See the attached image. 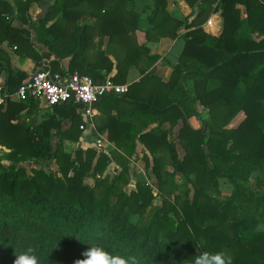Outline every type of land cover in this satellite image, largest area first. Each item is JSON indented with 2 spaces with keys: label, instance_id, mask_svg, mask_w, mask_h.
<instances>
[{
  "label": "trees",
  "instance_id": "16d2710c",
  "mask_svg": "<svg viewBox=\"0 0 264 264\" xmlns=\"http://www.w3.org/2000/svg\"><path fill=\"white\" fill-rule=\"evenodd\" d=\"M33 1L0 0V42L8 39L20 47L22 38L30 44L28 31L12 25L7 13L16 6L17 15L26 19L25 12ZM186 1L198 6L194 21L214 1L223 17V30L217 36L200 27L186 32L180 60L167 81L169 97L156 107L162 118L174 114L172 122L182 117L179 138L184 153L178 158L175 142L169 140L168 161L175 170L193 175V187L186 183L180 186L174 170L162 171L163 156H154L153 171L161 199L155 204L148 184L137 182L134 190L118 184L126 178L125 166L112 179L104 174L111 158L105 152L77 147L71 153L64 148L65 137H78V132L72 133L78 115L75 105L55 104L54 115L32 125L19 119L20 111L33 102L32 97L18 101L7 97L0 102V143L9 149L5 155L8 164L0 159V264H14L16 256L28 249L33 250L38 264H75L85 258L83 253L91 246L125 258L135 257L138 264H192L194 256L203 250L222 251L232 258V264H264V227L258 226L264 223V3ZM129 2L134 0H54L37 26L38 38L56 57L71 55L80 61L87 26L76 25L68 34L62 31V19L73 17L68 8L101 6L97 17L110 25L122 19L119 6ZM152 2L153 15L164 14L162 33L175 34L178 23L169 30L164 23L168 15L160 11L166 0ZM236 2L245 4V17L239 16ZM59 6L60 16L46 26ZM248 25L263 37L256 40L245 33ZM116 30L104 29L111 40ZM141 52H147L143 44L129 45L125 56L118 59L112 79L121 82L127 67L124 62L137 60ZM2 59L5 56L0 54V70L7 65ZM91 69L80 72L97 80L98 71ZM189 78L193 79L192 90ZM16 80L8 78V92L19 85ZM196 100L208 106L214 118L205 125L208 135L204 126L194 127L188 121L198 114ZM239 110L245 113L243 119L234 127H224ZM65 117L72 120L67 129L61 126ZM53 134L58 135L56 140ZM27 159L48 163L54 159L59 174L48 170L43 162L30 169L17 164ZM242 169L256 172L251 184L249 179L247 184L241 182ZM89 172L99 174L94 184L86 181ZM218 177L233 183L225 199L208 193V189L219 190ZM241 202L260 207V214L238 213L237 203ZM134 214L138 216L135 222L130 219Z\"/></svg>",
  "mask_w": 264,
  "mask_h": 264
},
{
  "label": "crops",
  "instance_id": "0c3cea01",
  "mask_svg": "<svg viewBox=\"0 0 264 264\" xmlns=\"http://www.w3.org/2000/svg\"><path fill=\"white\" fill-rule=\"evenodd\" d=\"M53 1L34 0L25 12L26 19L17 15L16 6H13L15 11L7 13L12 25L17 28H25L28 31L30 44L26 41L24 43L22 38L19 40L21 42L20 47L16 42H11L8 39H3L0 42V54L5 56V60H2L7 64L0 70V91L7 89L8 78L11 82L17 81L16 79L21 82L33 68L41 65L43 58L47 59V66L51 70L63 74L95 68L99 74L97 80L106 75L113 77L118 69V59L125 56L127 47L133 44H143L147 52H141L137 60L130 61L128 64L126 61L124 62L127 66L126 71L119 81L127 84L126 92L102 96L95 104L94 113L90 117L91 123L83 114L76 111L78 115L75 118V130L72 133L77 134L78 132V137L77 139L65 137L63 140L64 148L71 153L77 147H94L97 152L100 150L105 152L111 158L104 174L112 179L125 166L126 178L125 180H118V184L128 190H134L137 182L158 186V179L153 171V157L162 158L163 156L162 171L174 170L175 181L180 186L186 183L192 188L193 175L186 176L175 170L168 161L170 152L166 146L167 141L173 140L175 142L178 158H181L184 153L179 138V128L183 124L182 117H178L175 122H172L171 117L173 118L174 114L162 118L156 107L163 104L169 97L170 87L167 85V81L172 75L174 66L180 60L185 45L186 32L195 27H200L208 35L217 36L221 34L223 17L220 5L217 1L212 2L203 16L194 21L198 12L197 5L191 6L186 0H166L160 11H164L168 15L164 23L169 30L178 23L175 34L162 33V15L164 14L153 15L155 6H153L152 0H134V2H129L128 6H119L122 19L118 18L119 20L117 19L110 25H106L103 20H99L97 17L102 9L101 6H70L68 9L71 10L73 17L62 19V31L68 34L76 25L87 26L83 56H79L80 61H76L72 59L71 55L56 57L55 53L38 38L39 29L37 26ZM257 1L264 3V0ZM234 5L240 8L239 16L245 17V4L236 2ZM61 10V6H59L52 13L53 17L46 20L45 25H50L59 17ZM111 27L117 28L113 40L104 31L105 28L110 29ZM245 27V33L251 34L254 39L258 40L263 37L257 28L252 30V25ZM50 36L48 35V37ZM151 56H155V58L152 59ZM187 83L189 89L192 90L193 79L189 78ZM9 99L20 100L16 96H11ZM32 99L33 102H28L20 111V120L30 122L33 125L55 114L53 106L47 107L37 99ZM196 108L198 114L190 116L188 121L194 127L204 126V132L208 135L209 128L205 125L213 121L214 118L210 114L209 107L200 104L198 100H196ZM244 116V111L239 110L223 126L226 128L234 127ZM71 122V117L62 118V128L67 129ZM77 122L78 125H76ZM80 124L84 126L80 127ZM54 130L51 129L52 132H55ZM163 131L165 135L162 136ZM98 135H102L104 138L100 148H96L94 143ZM57 138L58 135H52V139L56 140ZM8 150L5 145L0 143L1 161L9 162L5 159ZM48 167L57 175L58 166L54 159H51ZM98 175L89 172L86 175V181L94 184ZM249 181L250 184L253 182L252 177H249ZM217 187L218 191L208 189V193L211 196L225 199L231 194L233 183L224 177H218ZM160 200V196H155L153 202L159 204Z\"/></svg>",
  "mask_w": 264,
  "mask_h": 264
},
{
  "label": "built area",
  "instance_id": "2783aa9c",
  "mask_svg": "<svg viewBox=\"0 0 264 264\" xmlns=\"http://www.w3.org/2000/svg\"><path fill=\"white\" fill-rule=\"evenodd\" d=\"M126 90L127 84L116 82L109 75L100 80H95L85 72L72 71L63 74L53 71L47 66V59L43 58L41 65L33 68L13 92L10 93L6 89L0 91V102H4L7 97L11 96H16L18 99L31 96L47 107L71 103L76 106V111L83 114L91 123L90 117L94 113L95 104L102 96L109 93L121 94ZM83 126L80 124V127ZM103 139L102 135L95 138L96 148L102 147ZM32 166L34 164H31L29 169ZM47 168L51 170L50 167ZM56 174L58 175L59 172L57 171ZM149 186L152 193L159 197L158 186L151 183Z\"/></svg>",
  "mask_w": 264,
  "mask_h": 264
},
{
  "label": "clouds",
  "instance_id": "9594fccd",
  "mask_svg": "<svg viewBox=\"0 0 264 264\" xmlns=\"http://www.w3.org/2000/svg\"><path fill=\"white\" fill-rule=\"evenodd\" d=\"M84 259H78L75 264H138L135 257H122L112 254L100 246H91L83 253ZM14 264H38V258L32 249L16 256ZM192 264H232V258L226 253L200 251L194 256Z\"/></svg>",
  "mask_w": 264,
  "mask_h": 264
},
{
  "label": "rangeland",
  "instance_id": "374dc122",
  "mask_svg": "<svg viewBox=\"0 0 264 264\" xmlns=\"http://www.w3.org/2000/svg\"><path fill=\"white\" fill-rule=\"evenodd\" d=\"M42 162H43V165L46 164L47 166H49V164H50L48 162L35 160V159L23 160V161L18 162L17 164H20V165L26 167L27 169H29V166L31 164L40 165ZM4 164H8V162L5 161ZM241 174H242V177H243V179H240L241 182L247 184V181H248L249 177H252V181L255 179L256 172L252 171V170L248 171V170L242 169ZM245 178H246V180H245ZM156 202H157V200H156ZM237 212L238 213H242V214H244V213H249V214L253 213L254 215L258 216V214H260V207H253V206H250L249 204H245L244 202H241V203H237ZM130 219L135 222V221H137L138 216L135 215V214L131 215ZM258 226L259 227H264V223L260 222V224Z\"/></svg>",
  "mask_w": 264,
  "mask_h": 264
}]
</instances>
